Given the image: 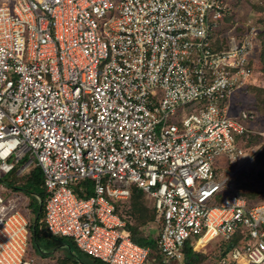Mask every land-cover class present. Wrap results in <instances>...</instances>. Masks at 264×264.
Wrapping results in <instances>:
<instances>
[{
  "label": "built area",
  "instance_id": "built-area-1",
  "mask_svg": "<svg viewBox=\"0 0 264 264\" xmlns=\"http://www.w3.org/2000/svg\"><path fill=\"white\" fill-rule=\"evenodd\" d=\"M240 1L0 4V264L48 258L34 250L19 183L5 180L35 168L47 231L90 257L185 264L187 247L219 241L221 264H264V201L236 183L259 118L234 105L260 33L233 15ZM221 158L234 169L224 177ZM134 188L154 199L156 254L132 240L122 212Z\"/></svg>",
  "mask_w": 264,
  "mask_h": 264
},
{
  "label": "rangeland",
  "instance_id": "rangeland-1",
  "mask_svg": "<svg viewBox=\"0 0 264 264\" xmlns=\"http://www.w3.org/2000/svg\"><path fill=\"white\" fill-rule=\"evenodd\" d=\"M6 1L10 0H0V4ZM234 10L235 11L233 15L241 16L244 21L248 19L252 20L260 30L259 39L255 46V75L253 78L249 79L250 84L245 95H243L241 98H238L234 103V105L239 108L244 107L245 109H256L259 114L257 122H255L253 125H248L250 126L251 132L248 133L250 144H248L247 148L245 149L247 151V164L240 168L238 176L242 182H246L251 186L253 191L252 193L259 194L250 200L254 202H260L264 201V158L262 157V153L264 152V0L240 1L236 3ZM231 20L229 23H235V17H233ZM257 159H260L258 163ZM217 164L223 170L219 172L222 177L225 176L224 171H226V174H229L232 170H234L227 166V163L223 158L219 159ZM5 180L10 186L17 188L16 185L18 182H15L14 177L9 179L5 178ZM239 190L243 191L242 188L238 187V191ZM36 199L37 201L39 200L38 197H36ZM141 202L143 203L145 209L150 212L149 215H152L154 199L150 195L144 194ZM131 206L132 198L129 204L122 208V212L126 217H128L126 210L130 207L129 211H131ZM148 218L149 219L143 222L141 225L147 234H151L155 239H157L161 230V225L157 218ZM132 223H134V218ZM44 242L41 243V245L43 244L42 246L45 245ZM217 244H219V241L209 244L206 248H202L200 253H202V257H204L201 264H219L221 247ZM53 253L54 254H52V256L48 257L47 259L38 257L39 262L43 264H73V261L67 259L65 254H59L56 251ZM64 260L66 261L64 262Z\"/></svg>",
  "mask_w": 264,
  "mask_h": 264
},
{
  "label": "trees",
  "instance_id": "trees-1",
  "mask_svg": "<svg viewBox=\"0 0 264 264\" xmlns=\"http://www.w3.org/2000/svg\"><path fill=\"white\" fill-rule=\"evenodd\" d=\"M264 59V55H263ZM259 108V107H258ZM264 158V152L262 153ZM261 159V158H260ZM257 159V163L260 161ZM43 175L40 171H37L33 176L29 177L24 184V191L31 195V231L33 234L32 244L36 253L43 257H51L53 252L56 251L59 254H65L67 259L73 261V264H107L101 260L90 257L89 255L83 253L72 239H66L59 236L51 235L44 223V202L47 197L46 191H44L41 181ZM236 183L239 188L243 191H238L240 195H243L249 199L258 196V193H252L251 186L240 180V177H236ZM84 187L87 188L86 195L83 197H89L93 195L91 190V182L88 180L83 183ZM144 193L134 188L132 193V206L131 211H127V214L131 217L128 223V228L131 233L132 240L143 247L150 248L153 254L157 253V239H155L151 234H147L141 224L148 220V217L157 218V210L153 208V214L149 215L150 212L147 211L141 202ZM39 198L37 201L36 197ZM134 218V223L133 218ZM131 221V222H130ZM161 225V224H160ZM68 240V241H66ZM46 243H45V242ZM44 242V246L41 243ZM56 257V256H55ZM54 257V259H55ZM204 257V256H203ZM203 257L201 254L196 253L193 248L187 247L185 249V264H201ZM66 259V260H67ZM64 260V262L66 261ZM68 261V260H67Z\"/></svg>",
  "mask_w": 264,
  "mask_h": 264
},
{
  "label": "crops",
  "instance_id": "crops-1",
  "mask_svg": "<svg viewBox=\"0 0 264 264\" xmlns=\"http://www.w3.org/2000/svg\"><path fill=\"white\" fill-rule=\"evenodd\" d=\"M37 171H40L41 173H42V171H41V169L40 168H35V169H33L32 170V172L30 173V174H27V173H25L24 175H22V176H20V177H16L15 176V172H14V174L12 175V177L11 178H13L14 177V180H15V182H18L19 183V188L17 189V190H19L25 197H26V199L28 200V207H29V209H30V205H31V201H32V199H31V195L28 193V192H25L24 191V184H25V181L29 178V177H31V176H33ZM42 175H43V173H42ZM41 185H42V187H43V178H42V181H41ZM43 189H44V187H43ZM44 191H45V189H44ZM36 197V196H35ZM30 212H29V216H28V218L29 219H31L32 218V216H31V214H32V212H31V209L29 210ZM31 221V220H30ZM218 246H219V244H217ZM207 247V246H206ZM206 247H204V248H206ZM227 247H221V251H220V256H219V258H220V261H219V264H221V258H222V256H223V254H224V252H222V250L223 251H225V249H226ZM194 250V249H193ZM201 250H202V248H200L199 250H194L196 253H199V254H201L202 255V253H200L201 252ZM222 252V253H221ZM229 264H246V261L245 260H239V261H233V262H230Z\"/></svg>",
  "mask_w": 264,
  "mask_h": 264
}]
</instances>
